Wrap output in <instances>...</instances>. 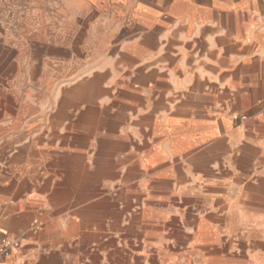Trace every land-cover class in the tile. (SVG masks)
<instances>
[{"label": "crops", "instance_id": "0c3cea01", "mask_svg": "<svg viewBox=\"0 0 264 264\" xmlns=\"http://www.w3.org/2000/svg\"><path fill=\"white\" fill-rule=\"evenodd\" d=\"M122 2L99 4L111 54L59 84L53 108L6 109L0 90V239L18 242L1 264H164L264 196V0Z\"/></svg>", "mask_w": 264, "mask_h": 264}, {"label": "rangeland", "instance_id": "374dc122", "mask_svg": "<svg viewBox=\"0 0 264 264\" xmlns=\"http://www.w3.org/2000/svg\"><path fill=\"white\" fill-rule=\"evenodd\" d=\"M89 1L0 0V67H3L1 74H5L0 75V90L8 98L9 91L14 95L11 101L4 102L6 109L53 108L51 98L59 84L70 82L111 54L112 39L102 31L105 23L101 22L104 13L111 11L99 5L101 0L92 6L87 4ZM117 3L120 7H115L114 13L122 9V0ZM61 48L67 52L58 50ZM12 121L0 115V126L10 125ZM8 166V156L0 157V171L8 172ZM256 172L259 178L252 185L261 194L264 193V181L260 179L264 163L257 164ZM212 184L206 180L197 187L204 190L202 204L208 207L217 202L208 189ZM226 200L227 203L234 201ZM237 201L235 207H226L219 215L222 228L212 235L211 244L199 243L193 231L195 236L177 246L164 264H207L208 259H213L212 264L260 263L264 259V224L258 227L257 223L264 221V196L243 197ZM206 218L217 220L211 216Z\"/></svg>", "mask_w": 264, "mask_h": 264}, {"label": "built area", "instance_id": "2783aa9c", "mask_svg": "<svg viewBox=\"0 0 264 264\" xmlns=\"http://www.w3.org/2000/svg\"><path fill=\"white\" fill-rule=\"evenodd\" d=\"M236 123H242L247 120L246 116H234L232 119ZM32 227L35 228V230H38V227L36 225V222L32 223ZM18 247V242L15 240H11L9 238H1L0 239V264L2 263V260L4 257L8 256L12 249H15Z\"/></svg>", "mask_w": 264, "mask_h": 264}, {"label": "bare ground", "instance_id": "6f19581e", "mask_svg": "<svg viewBox=\"0 0 264 264\" xmlns=\"http://www.w3.org/2000/svg\"><path fill=\"white\" fill-rule=\"evenodd\" d=\"M78 89V88H77ZM76 89V90H77ZM104 120V119H103ZM96 125V124H95ZM246 202V201H245ZM242 205V204H241ZM263 206H264V204H263ZM262 224H264V221L263 222H260V223H257V226L259 227V226H261ZM264 232V231H263ZM263 246V245H262ZM213 251V250H212ZM208 252H210V251H208ZM209 255V254H208ZM214 255V254H213ZM216 255V254H215ZM218 255V254H217ZM257 264H264V259H262V261L260 262V263H257Z\"/></svg>", "mask_w": 264, "mask_h": 264}]
</instances>
